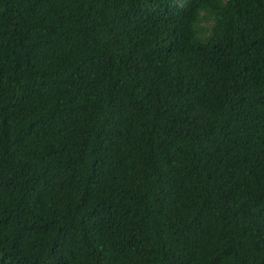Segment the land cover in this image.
I'll list each match as a JSON object with an SVG mask.
<instances>
[{"label":"trees","instance_id":"16d2710c","mask_svg":"<svg viewBox=\"0 0 264 264\" xmlns=\"http://www.w3.org/2000/svg\"><path fill=\"white\" fill-rule=\"evenodd\" d=\"M0 264H264V0H0Z\"/></svg>","mask_w":264,"mask_h":264}]
</instances>
